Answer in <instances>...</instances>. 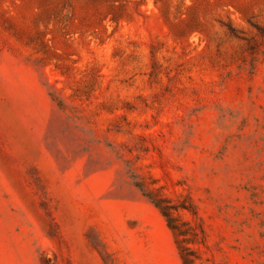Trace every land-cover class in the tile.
Returning a JSON list of instances; mask_svg holds the SVG:
<instances>
[{
    "label": "rangeland",
    "instance_id": "1",
    "mask_svg": "<svg viewBox=\"0 0 264 264\" xmlns=\"http://www.w3.org/2000/svg\"><path fill=\"white\" fill-rule=\"evenodd\" d=\"M264 264V0H0V264Z\"/></svg>",
    "mask_w": 264,
    "mask_h": 264
},
{
    "label": "trees",
    "instance_id": "2",
    "mask_svg": "<svg viewBox=\"0 0 264 264\" xmlns=\"http://www.w3.org/2000/svg\"><path fill=\"white\" fill-rule=\"evenodd\" d=\"M184 262H185V264H191L192 263L190 258L187 255H184Z\"/></svg>",
    "mask_w": 264,
    "mask_h": 264
}]
</instances>
